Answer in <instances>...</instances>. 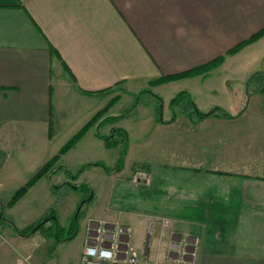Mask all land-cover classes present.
I'll return each mask as SVG.
<instances>
[{
	"label": "crops",
	"instance_id": "crops-1",
	"mask_svg": "<svg viewBox=\"0 0 264 264\" xmlns=\"http://www.w3.org/2000/svg\"><path fill=\"white\" fill-rule=\"evenodd\" d=\"M262 29L264 0H0V198L10 201L68 142L58 143L63 132L72 137L111 100L116 103L109 115L116 116L115 106L127 95L147 88L158 91L180 80L196 81L205 75L152 83L164 76L193 70L220 56L225 65L233 47ZM242 114L227 120L241 119ZM181 120H186L192 129L187 141L179 132L164 131ZM153 121L154 130L160 134L148 146L151 156L143 160L147 162L145 171L133 169L126 180L122 179L127 181L124 189L119 186L122 181H118L108 196L111 202H117L121 191H126V208L136 224L122 225L132 228V244L140 257L138 264H168L177 253L171 250L169 234L170 238L176 236L177 241L191 239L189 251L185 249L190 264H264V238L237 236V229L234 235L225 236V222H217L213 216L245 212L243 207L248 204L234 200L231 188L223 190L225 184H219L223 180L218 182L215 173L189 166L194 165L190 164L194 157L182 156L188 152L193 155L194 134L216 133L219 129L214 124L221 119L213 114L196 123L181 113L160 124L156 116ZM113 124L105 123L98 130L94 125L84 136L87 140H80L61 154L57 164L68 166L69 173L73 162L84 159L80 169L100 162L108 168L114 166L119 150L107 145L104 139L117 126ZM125 170L126 165L122 171L107 173L119 178ZM48 175L32 185L21 199L8 204L9 212L36 213L24 229L55 207ZM155 183L158 187L154 189ZM41 196L49 197L42 202L46 206L43 210L26 208L29 198L39 201ZM4 213L6 217L5 210ZM93 216L86 214L80 236L82 249L75 255L78 264H82L89 219L118 224L121 221L118 216L111 218L113 221ZM4 219V229L19 247L0 244V264L53 261L49 255L43 259L42 250L37 252L33 245L25 243L26 237L16 233L11 224H16L15 219ZM151 220L155 225L152 247L141 241L145 222ZM163 224L174 225L166 228ZM206 224L218 227L209 228ZM214 230V234L224 236H209ZM18 250L20 256L15 254ZM22 256H30V262ZM72 259L69 254L58 255L51 264H69Z\"/></svg>",
	"mask_w": 264,
	"mask_h": 264
},
{
	"label": "rangeland",
	"instance_id": "rangeland-1",
	"mask_svg": "<svg viewBox=\"0 0 264 264\" xmlns=\"http://www.w3.org/2000/svg\"><path fill=\"white\" fill-rule=\"evenodd\" d=\"M227 56L231 58L225 65L222 62L196 81L180 80L174 86L166 85L158 91L154 88H147L135 94L127 95L123 100H120V103L114 109L117 115H121L125 111L131 114L128 116V113H123L113 124L117 125L114 128H124L123 130L127 133L125 140L127 153L123 166L124 168L126 165L125 172L118 178L117 175L110 176L102 166H89V169L85 172L83 170L78 173V169H80L81 164L86 159L80 163V160L73 162L75 164H72L70 173L67 170L68 166L57 164L55 167L59 166L56 170L51 172L46 178L52 186V192L56 200L54 207L56 217L65 225V231L62 234L59 233V235L64 238L72 235V233L74 234L71 239L65 241L64 245L58 244L56 246L57 250L55 249L56 252L52 249V247L55 248L54 244L51 243L53 239L49 240V238H46L41 230L36 232L35 236L26 237L25 243L33 245L37 252L42 250L43 259L49 255L53 259V261H48L50 264L57 260L58 255L64 257L65 254H69L73 258L69 264H78L75 261V255L82 249L80 236L83 234L86 214L91 213L94 215L93 217L100 216L110 220L118 216L121 218L120 224H136V221H133L135 217L126 208L127 201L123 197L126 191H121V199L117 202L110 201V197H108L109 191H111L113 186L118 185V181H122L119 186L124 189V182L127 181L122 179H127L133 169L145 171L147 162L143 160H147L151 156V149L148 146L151 144V139L160 134L158 133L159 130H154L153 119L155 116L159 124L161 123L160 121L171 117L173 114L181 115L182 113L189 115L191 120L196 123L205 118H199L198 114L193 109L191 110V107L184 109L182 105L196 106L201 113H209L211 110L219 108L214 113L215 116L221 119L219 123L214 124L219 131L214 134H207L202 131L194 134L195 138L193 137L191 140L194 144V147L191 148L194 149L193 155L188 152V155L182 154V156L183 159H187L189 156L194 157L192 159L193 162H190V164L193 163L194 165L189 166H197L200 171L208 169L209 172L215 173L218 182L223 180L219 184L222 185L224 182L226 186H224L223 190L230 191L231 188L234 200H241V202L248 204L243 207L246 209L245 212L215 213L213 214L214 219L217 222H225L223 224L227 228V233H224L225 236H229V233L234 235L237 229V236L264 238V35L250 43L244 44L238 52L227 54ZM183 92L185 93L182 94ZM179 94H181V99L171 103L172 99L179 96ZM207 106L210 107L209 110H207ZM151 111L154 112L153 118L151 117ZM222 112L228 113L232 117L225 116ZM241 113H243L241 119L235 121L227 120L233 118L234 115L240 116ZM92 118L93 116L89 121ZM91 128L93 126L89 130ZM190 129L186 120H181L173 128H164V131L171 134L179 132L187 141L191 138L188 135L192 130ZM99 131L102 132L103 129ZM86 133L80 137V140H87L84 137ZM72 137L69 132H63L58 143L64 145ZM109 137H113L112 140L116 142L123 141L119 133L114 134L111 132ZM131 146L133 148L130 149L128 154ZM114 148L120 150V147L115 146ZM78 151L76 150L75 152ZM195 163H199V165ZM117 166L118 162L111 168H117ZM156 184L152 188L158 187ZM75 185L84 187L75 189L73 188ZM88 187L91 188L90 191L87 190ZM152 188L149 189L152 190ZM92 194H95L94 199L86 202L91 198ZM244 195H247V199L244 198ZM48 199V196H41L39 201L29 198L30 204H27L26 208H33L35 211L43 210L46 206L42 202L48 201ZM8 202V198H0V214L5 210L7 215L5 218H10V221L15 219L14 222L16 224L14 225L23 230L25 223H30V218L35 217L36 213L29 214L24 211L21 213L17 211L9 212L7 211ZM253 203L256 205L252 206ZM81 205H83L82 212L78 217L77 227L75 228L73 220L77 218L76 213ZM51 217H55V215L52 214ZM3 222V220H0V244H5L12 248L19 247L12 237L8 235V230L4 229ZM152 222V220L151 222H145L146 225L141 237L143 244H147L150 247H152L155 240V225ZM163 225L166 228H171L174 224ZM187 225L190 226L191 224ZM206 225L209 228L214 226V224ZM215 227L217 228L218 226ZM27 232L28 229L24 230V233ZM214 232L215 230L209 236H214L215 238L216 235L224 236L219 233L214 234ZM168 240L174 246L173 249L175 246L179 249L178 246L181 244L183 252L184 248L189 251L187 248H190V238L186 237V239L177 241L176 236L170 238L169 234ZM20 253L18 250L15 254L20 256ZM180 254V251L178 252L177 250L175 256L177 257Z\"/></svg>",
	"mask_w": 264,
	"mask_h": 264
},
{
	"label": "trees",
	"instance_id": "trees-1",
	"mask_svg": "<svg viewBox=\"0 0 264 264\" xmlns=\"http://www.w3.org/2000/svg\"><path fill=\"white\" fill-rule=\"evenodd\" d=\"M264 35V29L260 30L259 32H257L256 34H254L253 36H251L249 39L241 42L240 44L236 45L235 47H233L228 53L229 54H234L236 52H238L241 47L244 45V44H247V43H250L256 39H258L259 37L263 36ZM224 60V57L223 56H220L218 58H216L215 60L209 62L208 64H205L203 66H200L198 68H195L193 70H190V71H187V72H183V73H180V74H176V75H172V76H164L162 78H160L159 80H154L152 83L155 84V83H164V82H169V81H174V80H178V79H182V78H187V77H194V76H199V75H205L207 74L212 68H215L217 66H219ZM185 92H183L182 94H184ZM181 94H179V96H176L172 99V102L171 103H175L176 101H178L180 98ZM184 98V97H182ZM183 100V99H182ZM116 102V100H111L103 109L99 110L94 116L93 118L86 124L82 127V129L76 134L74 135L62 148L61 150L59 151L58 155H56L55 157H53L51 160H49L38 172L37 174H35L33 176V178L28 181L22 188H20L15 194L14 196L11 198V200L9 201V205H12L14 204L16 201H18L19 199H21L28 191V189L34 185L39 179H41L43 176L45 175H48V174H51V172H54L56 170L57 167H55L57 165V162L59 161L60 159V156L61 154H64L66 153L67 151H69L71 148H73L77 143L78 141L80 140V137H82L88 130L90 127L96 125V128L98 130V127H100L101 125H104L105 123H113L115 121H117L122 115L123 113L126 114L128 113L127 111L123 112L121 115H116V116H112V115H109V111L110 109L112 108V106L114 105V103ZM188 105H189V101L187 102ZM192 103V102H191ZM184 106V109L186 107H191V110L193 109L196 114H198V117L199 118H203V117H206L208 115H211V114H214L216 113V111L219 110V108H216V109H213L211 110L209 113H201L200 110H198L196 108V106H193V105H189V106H186V105H182ZM188 112V111H187ZM223 115L225 116H228V117H232L231 115H229L228 113H225V112H222ZM112 132L114 134L116 133H119L121 135V137L123 138V141L122 142H119V141H115V140H112L113 137H104L107 145L109 146H112V147H120V150H119V159H118V166L117 168H108L104 163H96V164H87L85 166H83L78 173H81L86 167H89L91 165H97V166H102L104 167L107 171H121L123 169V166H124V159H125V155L127 153V144L125 142L126 138H127V133L125 130L123 129H119V128H113ZM99 136L100 134L97 133ZM100 137H103V136H100ZM80 187H84V186H78V185H75L73 186V188L77 189V188H80ZM88 191L91 190V188H87ZM92 199V197L90 198ZM87 200L86 202L90 201ZM82 208H83V205L79 206V210L77 211L76 213V216L77 218H73V225L74 227L76 228L77 227V221H78V217L80 215V213L82 212ZM51 215H55V217H51V215H47L46 217L40 219L38 222H36L35 224L29 226L28 229V232L27 233H24V230H27V229H24V230H20L18 228L15 227V225L11 222L13 228L15 229L16 233H18L20 236H23V237H28V236H31L33 235L34 233L38 232V231H42L43 235L46 237V238H49V239H53V244H54V247H52L53 250L56 249V246L62 242L64 239H70L71 236L74 234L72 233V235L68 236V237H60L59 233L62 234L63 231H65V228L62 227L58 221V219L56 218V212L53 208L52 212L50 213ZM2 215V216H1ZM0 215V220H5V213H1ZM47 224H50V227L47 228Z\"/></svg>",
	"mask_w": 264,
	"mask_h": 264
},
{
	"label": "built area",
	"instance_id": "built-area-1",
	"mask_svg": "<svg viewBox=\"0 0 264 264\" xmlns=\"http://www.w3.org/2000/svg\"><path fill=\"white\" fill-rule=\"evenodd\" d=\"M132 228L128 225L113 223L107 220L89 219L87 237L81 257L82 264H138L139 254L132 244ZM178 252L183 248L179 244ZM177 248V249H176ZM182 250L168 264H190V255ZM30 262V256H22Z\"/></svg>",
	"mask_w": 264,
	"mask_h": 264
}]
</instances>
